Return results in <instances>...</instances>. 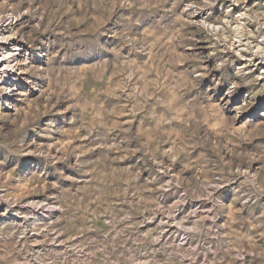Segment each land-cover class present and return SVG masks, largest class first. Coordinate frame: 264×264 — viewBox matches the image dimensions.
Masks as SVG:
<instances>
[{
  "label": "clouds",
  "instance_id": "9594fccd",
  "mask_svg": "<svg viewBox=\"0 0 264 264\" xmlns=\"http://www.w3.org/2000/svg\"><path fill=\"white\" fill-rule=\"evenodd\" d=\"M0 264H264V0H0Z\"/></svg>",
  "mask_w": 264,
  "mask_h": 264
}]
</instances>
